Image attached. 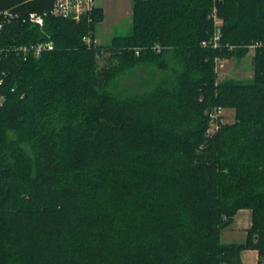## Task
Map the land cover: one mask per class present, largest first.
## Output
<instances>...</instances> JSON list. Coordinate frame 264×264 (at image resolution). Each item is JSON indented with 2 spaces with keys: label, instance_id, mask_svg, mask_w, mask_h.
Masks as SVG:
<instances>
[{
  "label": "trees",
  "instance_id": "16d2710c",
  "mask_svg": "<svg viewBox=\"0 0 264 264\" xmlns=\"http://www.w3.org/2000/svg\"><path fill=\"white\" fill-rule=\"evenodd\" d=\"M52 6L0 0L25 18ZM133 7L131 34L107 45L83 41L101 7L91 25L48 15L1 35L0 264H243L246 250L264 264V0ZM50 40L38 58L13 49ZM256 43L253 78L219 81ZM138 66L153 69L145 88L121 90ZM218 108L234 122L209 133ZM241 210L245 242L223 243Z\"/></svg>",
  "mask_w": 264,
  "mask_h": 264
},
{
  "label": "rangeland",
  "instance_id": "374dc122",
  "mask_svg": "<svg viewBox=\"0 0 264 264\" xmlns=\"http://www.w3.org/2000/svg\"><path fill=\"white\" fill-rule=\"evenodd\" d=\"M98 6L103 9L104 19L94 32L100 44H110L117 36H127L132 32L134 0H97ZM254 55L249 54L242 62L236 59H225L218 64V79L250 80L254 76ZM152 68L138 66L119 78L120 89L137 91L144 89L142 83H147L152 76ZM235 119V111L224 109L223 122L232 123ZM250 218V217H249ZM250 220V219H248ZM234 222V221H233ZM233 224V223H232ZM236 229L234 224L224 229L221 233L223 243L244 242L246 230ZM245 264H255V254L243 253Z\"/></svg>",
  "mask_w": 264,
  "mask_h": 264
},
{
  "label": "built area",
  "instance_id": "2783aa9c",
  "mask_svg": "<svg viewBox=\"0 0 264 264\" xmlns=\"http://www.w3.org/2000/svg\"><path fill=\"white\" fill-rule=\"evenodd\" d=\"M98 8L97 0H53V6L49 13L39 14V13H30L28 17H21L22 15L18 12L12 10H2L0 11V41L2 40L1 35L11 26L14 22L20 21L21 18L24 21H29L31 24L43 28L45 26V17L52 15L55 17H60L64 19H69L77 23H86L91 25L93 22V16L95 11ZM215 24L214 35L209 41L203 42V45H211L213 47L219 46V41L221 38V31L219 25L221 23L218 15L217 9L215 8L212 11L210 16ZM93 31L89 30L86 36L83 38V41L87 44L88 47H96L100 45L98 39L93 36ZM262 43H256L249 46L250 54H254L257 47L262 46ZM55 48L54 41H40L33 42L29 44H24L21 46L14 47V51L21 55L24 60L29 57H40L43 53L47 51H52ZM232 48V47H231ZM4 50L0 49V53ZM9 51V50H7ZM139 54V52H137ZM8 73L5 70L0 72V104L5 102V95L1 92V88L5 84V79ZM224 110L222 108L216 109L210 115L212 117V127L209 130V133L214 132L218 127V120L223 115Z\"/></svg>",
  "mask_w": 264,
  "mask_h": 264
},
{
  "label": "crops",
  "instance_id": "0c3cea01",
  "mask_svg": "<svg viewBox=\"0 0 264 264\" xmlns=\"http://www.w3.org/2000/svg\"><path fill=\"white\" fill-rule=\"evenodd\" d=\"M248 219H250V220H248ZM233 224H234V228L236 229V231H238V229L242 230V228H244L243 230H246V232H244L245 233V238L244 239L246 240L247 229L250 228V226H251V211L250 210H241V211H239L238 214L234 218ZM245 240H244V242H245ZM244 242H240V243H244ZM230 243L231 242H229L228 244H230ZM233 243H238V242H233ZM243 253H247L249 255L250 254H255V257H256V263L255 264H258L259 256H258V252L256 250H246V251L242 252V255H243ZM242 255H241V258H242V261H243ZM243 264H245L244 261H243Z\"/></svg>",
  "mask_w": 264,
  "mask_h": 264
}]
</instances>
